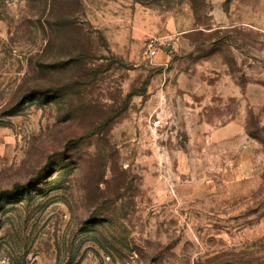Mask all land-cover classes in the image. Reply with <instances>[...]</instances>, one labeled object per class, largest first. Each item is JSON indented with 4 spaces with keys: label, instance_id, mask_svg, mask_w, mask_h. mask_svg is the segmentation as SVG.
<instances>
[{
    "label": "rangeland",
    "instance_id": "374dc122",
    "mask_svg": "<svg viewBox=\"0 0 264 264\" xmlns=\"http://www.w3.org/2000/svg\"><path fill=\"white\" fill-rule=\"evenodd\" d=\"M0 193V264H264V0H0Z\"/></svg>",
    "mask_w": 264,
    "mask_h": 264
},
{
    "label": "trees",
    "instance_id": "16d2710c",
    "mask_svg": "<svg viewBox=\"0 0 264 264\" xmlns=\"http://www.w3.org/2000/svg\"><path fill=\"white\" fill-rule=\"evenodd\" d=\"M4 195H5L4 193H0V198L3 197ZM0 201H2V200H0Z\"/></svg>",
    "mask_w": 264,
    "mask_h": 264
}]
</instances>
